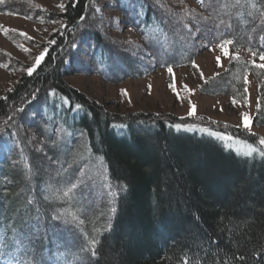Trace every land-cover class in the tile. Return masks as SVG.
<instances>
[{"label":"trees","instance_id":"obj_1","mask_svg":"<svg viewBox=\"0 0 264 264\" xmlns=\"http://www.w3.org/2000/svg\"><path fill=\"white\" fill-rule=\"evenodd\" d=\"M102 1L133 41L112 33L96 11ZM191 1L65 0L59 13L33 0L0 4V13L59 24L40 66L0 95V264H264V159L236 151L260 148L258 136L203 116L109 111L66 80L139 78L230 39L238 58L200 91L242 100L252 72L251 124L264 126V72L251 63L264 54V0ZM0 65L33 64L0 50ZM12 224L23 231H7ZM92 239L95 256L82 251Z\"/></svg>","mask_w":264,"mask_h":264},{"label":"rangeland","instance_id":"obj_2","mask_svg":"<svg viewBox=\"0 0 264 264\" xmlns=\"http://www.w3.org/2000/svg\"><path fill=\"white\" fill-rule=\"evenodd\" d=\"M33 1L46 8L47 11L55 13L61 11L58 5L61 3L64 5L65 2V0ZM169 1L175 2L179 7L193 8L195 6L191 0ZM96 8H100L99 13L109 18L113 34L131 41L137 37L131 32L128 24L123 22L124 19L119 12L112 9L107 2H100ZM58 28L59 24L55 21L33 22L20 15L0 13V50L15 61L30 66L35 62V56L44 50L49 35ZM21 32L26 33L30 38L26 39L25 36L20 35ZM228 50L229 55L225 56L217 45L201 48L191 63L173 68L176 92L170 87L173 83V76L167 72V68H157L142 77L117 82H108L88 72L75 73L68 76L66 80L71 86L104 105L109 111L119 113L140 111L189 116L190 107L194 105L193 115L195 116H203L223 124L239 127L262 138L264 137V126L256 127L250 123V130L242 126L241 114H247L251 120L258 107L257 81L252 72H247L245 75L248 83L245 84L247 91H244L242 100L219 94L218 90L212 94L200 91V86L224 71L228 64L235 60L233 55L238 56V53L231 51L229 46ZM217 57H220V66L217 65ZM250 61L248 58V62ZM193 62L197 67H193ZM255 62L257 65L264 63L259 59ZM252 67L255 68L256 73L264 72V68L253 64ZM24 72H27L26 68L7 70L0 65V95ZM185 85L190 91L184 89ZM122 89L127 91V95L122 94Z\"/></svg>","mask_w":264,"mask_h":264},{"label":"snow or ice","instance_id":"obj_3","mask_svg":"<svg viewBox=\"0 0 264 264\" xmlns=\"http://www.w3.org/2000/svg\"><path fill=\"white\" fill-rule=\"evenodd\" d=\"M199 2L203 5V0H199ZM3 3H5V0H0V4H3ZM236 3L239 4L240 0H236ZM58 7L61 8V10H64L65 6L61 3L60 5H58ZM96 11L100 12L101 9L100 8H96ZM80 19L83 20L84 17H81ZM205 19L207 20V19H209V17H205ZM220 23L223 24L224 21H221ZM185 27H187V25H185ZM216 27H219V25H216ZM20 35L25 36L26 39L30 38V37L27 36L26 33H22L21 32ZM48 43L52 44V43H55V41L49 40ZM232 44H233V41L229 39V40H224L222 43L218 44L217 47H219L220 50L222 51V53L225 56H227V55H229L228 46L232 45ZM47 51H48V49L44 48L43 51H41L38 55L35 56V58H34L35 62L33 63V65L26 68V71H27L28 75H32V73L36 70V68H38L40 66V64L44 60L45 55L47 54ZM252 55L256 56L257 53L253 52ZM236 58H238V56L233 55V59H236ZM216 59H217V65L220 66V57H217ZM259 59L261 61H264V54H260L259 55ZM252 64L254 66H256V67L264 68V63L257 65L255 60H253ZM193 67H197V65H195V62H193ZM167 72L170 75L173 76V83L170 85V87L173 89L174 92H176V85H175L173 68L171 66H168L167 67ZM201 77L203 78V74L202 73H201ZM247 83H248V81H247V78L245 77V84H247ZM184 89L190 91L187 88L186 85L184 86ZM246 91H247V89L245 88V92ZM121 92H122L123 95H127V91L126 90L122 89ZM177 95L179 96L178 92H177ZM79 107L80 106L77 105V108H79ZM258 107H259V103H258ZM194 108H195L194 105H192L190 107V110L188 112L189 116H192L194 114ZM241 116H242V126L244 128H246V129L250 130V123H251L250 117L247 114H245V113H242ZM173 127L179 129V128H181V125L180 124H176V125H173ZM201 130L202 131H206L209 135L214 136L215 138L220 139V140L232 141V140L235 139L233 136H231L229 134H226V133L222 134V133H218V132H213L211 129H201ZM258 144L261 146L260 148H257V147H255L253 145H248L247 146V150H245V151H241L240 149H237L236 150L237 154L241 155V156H246V157H252L253 154H258L262 159H264V137L259 139ZM76 187H77V185H75V184L71 185V187L68 190L64 191L63 195L65 197H69L74 192ZM31 203L32 202L29 201V204H31ZM113 211H115V210L113 209ZM7 231H9V232H17V231L22 232L23 229H17L15 224H12L7 229ZM97 243H98V241L95 240V239H92V240L88 241L87 245L84 248H82V251L87 252V251L90 250L91 251V255L95 256L96 255V245H97ZM20 244H23V241H20ZM6 246H7V244H6ZM12 246L15 247L16 245L13 244Z\"/></svg>","mask_w":264,"mask_h":264},{"label":"bare ground","instance_id":"obj_4","mask_svg":"<svg viewBox=\"0 0 264 264\" xmlns=\"http://www.w3.org/2000/svg\"><path fill=\"white\" fill-rule=\"evenodd\" d=\"M86 173V172H85Z\"/></svg>","mask_w":264,"mask_h":264}]
</instances>
